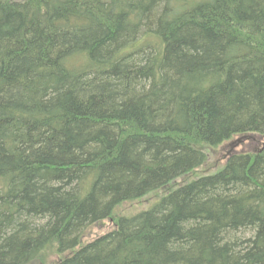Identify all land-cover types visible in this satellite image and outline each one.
<instances>
[{
    "label": "trees",
    "instance_id": "obj_1",
    "mask_svg": "<svg viewBox=\"0 0 264 264\" xmlns=\"http://www.w3.org/2000/svg\"><path fill=\"white\" fill-rule=\"evenodd\" d=\"M0 264H264V0H0Z\"/></svg>",
    "mask_w": 264,
    "mask_h": 264
},
{
    "label": "rangeland",
    "instance_id": "obj_2",
    "mask_svg": "<svg viewBox=\"0 0 264 264\" xmlns=\"http://www.w3.org/2000/svg\"><path fill=\"white\" fill-rule=\"evenodd\" d=\"M263 141V140H262ZM256 146V147H260V145L258 144H255L253 145L252 142L251 143H246L243 147H241L240 149L242 148H249V146ZM112 227V225L110 224V222L106 221V224L104 226H91L85 233H84V237L85 238H88L90 237L91 235H97L101 232H105L107 231L108 229H110ZM246 234L250 235V232L249 231H246L245 232ZM94 239V238H93ZM92 240V239H91ZM88 241V240H87ZM87 241L85 242H81V243H86Z\"/></svg>",
    "mask_w": 264,
    "mask_h": 264
}]
</instances>
